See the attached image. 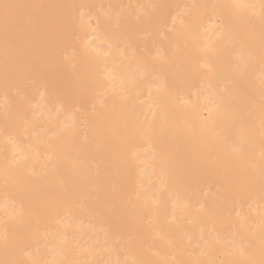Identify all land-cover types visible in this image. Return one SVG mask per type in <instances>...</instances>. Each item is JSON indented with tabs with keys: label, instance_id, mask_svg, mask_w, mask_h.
Wrapping results in <instances>:
<instances>
[{
	"label": "bare ground",
	"instance_id": "1",
	"mask_svg": "<svg viewBox=\"0 0 264 264\" xmlns=\"http://www.w3.org/2000/svg\"><path fill=\"white\" fill-rule=\"evenodd\" d=\"M0 264H264V0H0Z\"/></svg>",
	"mask_w": 264,
	"mask_h": 264
},
{
	"label": "snow or ice",
	"instance_id": "2",
	"mask_svg": "<svg viewBox=\"0 0 264 264\" xmlns=\"http://www.w3.org/2000/svg\"><path fill=\"white\" fill-rule=\"evenodd\" d=\"M4 7H5V9H7V8H9L10 6H9V5H5Z\"/></svg>",
	"mask_w": 264,
	"mask_h": 264
}]
</instances>
